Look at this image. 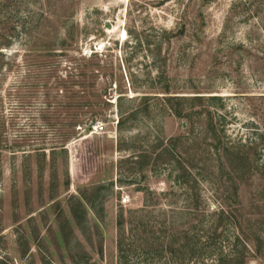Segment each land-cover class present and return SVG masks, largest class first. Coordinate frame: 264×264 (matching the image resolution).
I'll return each instance as SVG.
<instances>
[{"label":"rangeland","instance_id":"1","mask_svg":"<svg viewBox=\"0 0 264 264\" xmlns=\"http://www.w3.org/2000/svg\"><path fill=\"white\" fill-rule=\"evenodd\" d=\"M239 43L253 57L240 62ZM166 91L222 97L228 133L245 138L246 96L264 95L263 0H0V264H116L118 221L182 208L187 189L154 163L158 140L189 130L167 116ZM207 173L196 190L209 214L225 191ZM257 186L239 190L244 213Z\"/></svg>","mask_w":264,"mask_h":264},{"label":"trees","instance_id":"2","mask_svg":"<svg viewBox=\"0 0 264 264\" xmlns=\"http://www.w3.org/2000/svg\"><path fill=\"white\" fill-rule=\"evenodd\" d=\"M228 23L221 37L227 35ZM251 45L239 43L235 49L242 51L240 62L252 56ZM73 70L83 77L87 68L76 66ZM160 98L169 110L167 116L184 119L189 130L184 136L158 140L155 150L160 151L154 163L157 166V161H161L160 166L169 170L168 178L191 194L185 191L187 197L182 208H172L169 219L153 218L145 206L143 216L118 221L116 264H160L165 253L173 264H247L250 259L263 257L264 95L246 96L255 119L245 122L249 132L245 138L228 133L226 127L232 119L230 113L221 112L224 105L220 96L185 99L169 96L166 91ZM196 115H204L205 128L200 139L194 134ZM127 119L120 114L117 126ZM155 150H142L139 155L147 162ZM205 170L207 181L209 174L216 172V190L225 191L223 205L209 214L200 208L201 197L196 190L199 184L196 176ZM255 183L260 191L253 193L247 202L253 212L244 213L239 190ZM178 215H186L185 221L179 223Z\"/></svg>","mask_w":264,"mask_h":264},{"label":"built area","instance_id":"3","mask_svg":"<svg viewBox=\"0 0 264 264\" xmlns=\"http://www.w3.org/2000/svg\"><path fill=\"white\" fill-rule=\"evenodd\" d=\"M119 204L122 207H126L129 204V197L127 195L121 196L119 200Z\"/></svg>","mask_w":264,"mask_h":264}]
</instances>
